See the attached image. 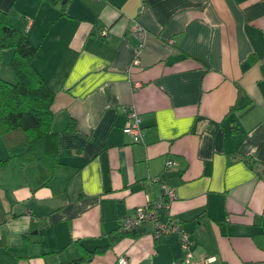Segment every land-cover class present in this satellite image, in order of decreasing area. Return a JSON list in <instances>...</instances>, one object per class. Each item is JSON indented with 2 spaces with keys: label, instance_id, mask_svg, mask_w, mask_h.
I'll return each mask as SVG.
<instances>
[{
  "label": "crops",
  "instance_id": "0c3cea01",
  "mask_svg": "<svg viewBox=\"0 0 264 264\" xmlns=\"http://www.w3.org/2000/svg\"><path fill=\"white\" fill-rule=\"evenodd\" d=\"M0 10L37 48L67 151L46 185L17 158L0 167V264H169L183 255L177 233L154 236L148 221L134 236L117 230L162 183L176 196L159 217L182 225L195 258L264 264V0H0ZM11 55L0 48L7 80ZM129 105L139 142L122 130Z\"/></svg>",
  "mask_w": 264,
  "mask_h": 264
},
{
  "label": "trees",
  "instance_id": "16d2710c",
  "mask_svg": "<svg viewBox=\"0 0 264 264\" xmlns=\"http://www.w3.org/2000/svg\"><path fill=\"white\" fill-rule=\"evenodd\" d=\"M0 48L12 50L10 67L15 76L14 81L0 76V138L7 150V156L0 159V167L17 158L38 185H46L60 158L67 153L59 144V131L52 129L55 91L34 66L37 48L22 30L9 23L7 13L1 10ZM75 127V120L70 119L66 129ZM261 167L264 164L255 166L258 174L264 175ZM139 229L119 232V236H134ZM111 245L93 251L82 250L81 256L72 263L89 260Z\"/></svg>",
  "mask_w": 264,
  "mask_h": 264
},
{
  "label": "built area",
  "instance_id": "2783aa9c",
  "mask_svg": "<svg viewBox=\"0 0 264 264\" xmlns=\"http://www.w3.org/2000/svg\"><path fill=\"white\" fill-rule=\"evenodd\" d=\"M135 31L139 38L145 32V29L136 21ZM107 33L106 29L101 30V35ZM134 62H137L135 56ZM126 120L122 127L124 133L129 134L134 142H139L142 139V117L133 105L122 106ZM176 165V161L168 158L165 161V166L171 168ZM161 195L147 202L143 206H139L133 214H124L118 218L117 230L118 232H127L138 229L143 222H150L152 224V234L158 236L159 234L174 232L177 233L180 240V246L183 255L177 259L172 260L169 264H207L213 260V257L195 258L191 250V242L188 233L184 230L182 225L170 219L161 220L159 213L162 209L168 208L170 201L175 198V190L172 186L162 183ZM26 214L30 215L31 210L27 209ZM119 264H127V259L120 256L117 259Z\"/></svg>",
  "mask_w": 264,
  "mask_h": 264
},
{
  "label": "rangeland",
  "instance_id": "374dc122",
  "mask_svg": "<svg viewBox=\"0 0 264 264\" xmlns=\"http://www.w3.org/2000/svg\"><path fill=\"white\" fill-rule=\"evenodd\" d=\"M5 69V68H4ZM3 69V70H4ZM8 70H9V72L11 71L12 72V69H11V67L10 68H8ZM15 80V77H14V79H12V80H10V81H14Z\"/></svg>",
  "mask_w": 264,
  "mask_h": 264
}]
</instances>
